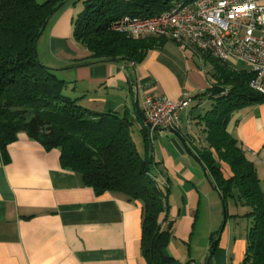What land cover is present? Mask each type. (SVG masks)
I'll return each mask as SVG.
<instances>
[{"label":"crops","instance_id":"1","mask_svg":"<svg viewBox=\"0 0 264 264\" xmlns=\"http://www.w3.org/2000/svg\"><path fill=\"white\" fill-rule=\"evenodd\" d=\"M73 8L66 4L50 18L41 35L46 34L44 57L38 55L69 83V94L83 107L126 116L132 125L138 121L141 129L136 99L140 107L145 95L176 100L181 92L193 96L209 87L211 56L172 40L150 50L134 67L119 62L84 64L90 53L73 39ZM226 65L248 72L245 63L234 59ZM194 100L195 105L180 113L185 140L164 128L154 130L152 149L140 129L133 130L137 143L132 138L141 156L158 162V179L168 180L169 255L181 263L241 264L247 251L248 208L238 204L237 193L224 208L210 183L212 178L198 159L206 143L203 124L198 123L202 112L195 107L205 99ZM192 123H197L199 134ZM228 129L254 162L264 190V101L235 111ZM220 168L224 177L231 176L226 163L220 162ZM203 203L215 209H210L205 228L198 233L201 240L194 241ZM141 226L140 201L110 192L97 195L81 174L61 166L58 149L46 150L20 132L6 155H0V264H146Z\"/></svg>","mask_w":264,"mask_h":264},{"label":"trees","instance_id":"2","mask_svg":"<svg viewBox=\"0 0 264 264\" xmlns=\"http://www.w3.org/2000/svg\"><path fill=\"white\" fill-rule=\"evenodd\" d=\"M176 1L83 0V9L73 19V39L90 53L84 64H140L167 39L149 34L133 37L114 30L115 22L123 16L159 14ZM70 2L0 0V155H6L20 132L46 150L58 149L61 166L81 174L97 195L110 192L142 203L141 247L146 264H191L181 263L167 252L172 225L168 180L159 182L155 173L158 162L140 155L131 135V121L83 107L78 97L69 94V83L38 55L44 23ZM212 63L209 87L192 96L211 102L210 109L198 116L206 143L198 159L224 208L235 193L238 204L248 208L244 214L250 218L247 251L241 264H264V190L254 162L228 129L235 111L264 101V96L250 88L248 72L232 70L213 58ZM140 133L152 146L144 127ZM220 162L230 167L231 176L224 177Z\"/></svg>","mask_w":264,"mask_h":264},{"label":"built area","instance_id":"3","mask_svg":"<svg viewBox=\"0 0 264 264\" xmlns=\"http://www.w3.org/2000/svg\"><path fill=\"white\" fill-rule=\"evenodd\" d=\"M113 29L138 37H163L210 55L222 64L230 60L248 67L250 88L264 96V0H179L150 17L123 16ZM192 95L181 92L171 100L145 95L142 124L152 141L155 129H173L181 134V111Z\"/></svg>","mask_w":264,"mask_h":264},{"label":"rangeland","instance_id":"4","mask_svg":"<svg viewBox=\"0 0 264 264\" xmlns=\"http://www.w3.org/2000/svg\"><path fill=\"white\" fill-rule=\"evenodd\" d=\"M82 1L83 0H71V6H73L74 8V12H75V14H74V19H75V17H76V15H77V13L79 12V11H81L82 9H83V3H82ZM74 22V21H73ZM45 44H46V34H44L40 39H39V42H38V48H37V50H38V54L40 55V56H42V57H44V53H43V51H44V48H45ZM209 68V67H208ZM185 91V90H184ZM186 93H188L189 95H191V93H189V92H187V91H185ZM191 103H192V105H195V103H196V100H194L193 101V99H192V101L189 103V105H191ZM141 106H140V108L142 107V102H141V104H140ZM210 107H211V103H210V100L209 99H206L205 101H203L202 102V104H200V106H197V107H195L196 108V110H197V112H202V114H204L207 110H209L210 109ZM193 125H194V127L195 128H197V134H199L200 133V130L198 129V126H197V123H192ZM140 123L138 122V121H136L135 122V124L134 125H132V127H131V133H132V136H133V138H134V140L136 139V133L137 132H135L134 133V131L133 130H135V131H138V133H139V129H140ZM182 137V136H181ZM136 141V140H135ZM136 143H137V141H136ZM139 144V143H138ZM156 146H158V142L156 141V140H154V142H153V147H156ZM151 147V146H150ZM151 149H152V147H151ZM158 181L160 182V181H162V180H160V179H158ZM163 182V181H162ZM210 209H215V206H212V204L211 205H207V204H205V203H203V205L201 206V208H200V214H199V218H198V220H197V232H196V234H195V239H194V241H196V240H201L200 238H198L197 236H198V233L201 231V229H203V228H205L204 227V224H205V222H207V219H209V211H210ZM222 209V212H223V206H222V203H221V205H220V210ZM193 241V242H194ZM193 245H194V243H193ZM192 245V251L196 254V249H195V247ZM185 247L187 248V246L185 245ZM196 256H197V258H200V255L199 254H196ZM182 260H185V259H182Z\"/></svg>","mask_w":264,"mask_h":264},{"label":"water","instance_id":"5","mask_svg":"<svg viewBox=\"0 0 264 264\" xmlns=\"http://www.w3.org/2000/svg\"><path fill=\"white\" fill-rule=\"evenodd\" d=\"M61 5H62V4H60V5L57 7V9H59V8L61 7ZM46 26H47V23H44V25H43V27H42V29H41V31H40V35H42V33L44 32ZM135 104H136V106H137V109H138L140 115L142 116V111H141V108L139 107V103H138V100H137V99L135 100ZM169 130H170L172 133H174L175 135H177L178 137H180V138L182 139L181 134H180L179 132H177V131H175V130H173V129H169ZM184 145H185V147H187L185 143H184ZM187 151H188L191 155H193V154L191 153V151H190L188 148H187Z\"/></svg>","mask_w":264,"mask_h":264}]
</instances>
